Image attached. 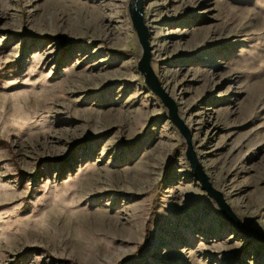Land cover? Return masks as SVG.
<instances>
[{
    "label": "rangeland",
    "instance_id": "1",
    "mask_svg": "<svg viewBox=\"0 0 264 264\" xmlns=\"http://www.w3.org/2000/svg\"><path fill=\"white\" fill-rule=\"evenodd\" d=\"M129 3L0 0V264H264L192 176ZM144 22L209 181L264 235V0H144Z\"/></svg>",
    "mask_w": 264,
    "mask_h": 264
},
{
    "label": "water",
    "instance_id": "2",
    "mask_svg": "<svg viewBox=\"0 0 264 264\" xmlns=\"http://www.w3.org/2000/svg\"><path fill=\"white\" fill-rule=\"evenodd\" d=\"M129 15L138 42L142 48V57L138 63V71L144 77L146 87L157 98H159L163 106L167 109L171 124L178 130L185 140V157L189 163L192 176L200 184L201 189L205 192L206 196L215 203L219 213L229 224L234 226L246 236L253 237L257 241L264 243V235L246 226L232 211L231 207L225 201L223 194L212 186L211 182L209 181V177L205 173L193 149L191 133L178 115L176 103L163 89L151 68V47L149 42L150 35L149 30L144 22V0H130Z\"/></svg>",
    "mask_w": 264,
    "mask_h": 264
},
{
    "label": "trees",
    "instance_id": "3",
    "mask_svg": "<svg viewBox=\"0 0 264 264\" xmlns=\"http://www.w3.org/2000/svg\"><path fill=\"white\" fill-rule=\"evenodd\" d=\"M22 36H23V37H27V38L29 37L27 34H23ZM35 40L37 41L38 39H35ZM36 41H35V42H36ZM120 264H121V263H120Z\"/></svg>",
    "mask_w": 264,
    "mask_h": 264
},
{
    "label": "bare ground",
    "instance_id": "4",
    "mask_svg": "<svg viewBox=\"0 0 264 264\" xmlns=\"http://www.w3.org/2000/svg\"><path fill=\"white\" fill-rule=\"evenodd\" d=\"M250 103H251V102H250ZM250 106H252V104H251ZM251 108H252V107H250L249 110H251ZM131 116H132V115H131ZM126 118H127V117H126ZM263 136H264V135H263ZM140 175H141V174H140ZM141 176H143V175H141ZM88 185H89V183H88ZM87 187H88V186H87ZM90 188H91V187H90Z\"/></svg>",
    "mask_w": 264,
    "mask_h": 264
}]
</instances>
